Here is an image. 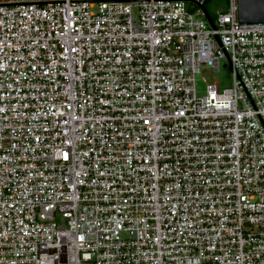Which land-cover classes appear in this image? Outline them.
Returning <instances> with one entry per match:
<instances>
[{
  "label": "built area",
  "instance_id": "2783aa9c",
  "mask_svg": "<svg viewBox=\"0 0 264 264\" xmlns=\"http://www.w3.org/2000/svg\"><path fill=\"white\" fill-rule=\"evenodd\" d=\"M205 1L0 0V264H264V23Z\"/></svg>",
  "mask_w": 264,
  "mask_h": 264
},
{
  "label": "rangeland",
  "instance_id": "374dc122",
  "mask_svg": "<svg viewBox=\"0 0 264 264\" xmlns=\"http://www.w3.org/2000/svg\"><path fill=\"white\" fill-rule=\"evenodd\" d=\"M224 6V0H209L206 4V8L210 14H212L215 9H222ZM214 81L218 82L220 88H228L232 86L233 76L227 61L222 60L217 71L207 68L196 75V89L198 93H205L206 86L214 83Z\"/></svg>",
  "mask_w": 264,
  "mask_h": 264
},
{
  "label": "water",
  "instance_id": "95a60500",
  "mask_svg": "<svg viewBox=\"0 0 264 264\" xmlns=\"http://www.w3.org/2000/svg\"><path fill=\"white\" fill-rule=\"evenodd\" d=\"M239 20L242 23H264V0H238ZM205 17L212 25L207 10L202 7ZM229 69L231 66L229 65Z\"/></svg>",
  "mask_w": 264,
  "mask_h": 264
},
{
  "label": "trees",
  "instance_id": "16d2710c",
  "mask_svg": "<svg viewBox=\"0 0 264 264\" xmlns=\"http://www.w3.org/2000/svg\"><path fill=\"white\" fill-rule=\"evenodd\" d=\"M208 1H209V0H206V1L204 2L205 7H206V4H207ZM224 1L226 2V0H224Z\"/></svg>",
  "mask_w": 264,
  "mask_h": 264
}]
</instances>
